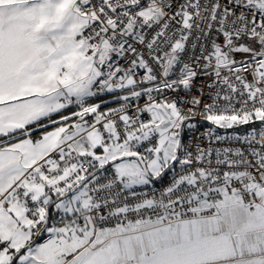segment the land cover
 <instances>
[{"label": "snow or ice", "instance_id": "snow-or-ice-1", "mask_svg": "<svg viewBox=\"0 0 264 264\" xmlns=\"http://www.w3.org/2000/svg\"><path fill=\"white\" fill-rule=\"evenodd\" d=\"M0 264H264V0H0Z\"/></svg>", "mask_w": 264, "mask_h": 264}, {"label": "built area", "instance_id": "built-area-1", "mask_svg": "<svg viewBox=\"0 0 264 264\" xmlns=\"http://www.w3.org/2000/svg\"><path fill=\"white\" fill-rule=\"evenodd\" d=\"M222 39V38H221ZM240 58V54L237 55V59ZM122 64H125L126 61H121ZM141 75H143V73H140ZM207 91V89H205V92ZM171 95V94H170ZM181 96H185V93L181 92L180 93ZM192 95H196L198 96L199 93L196 92L195 90H193L192 93L188 94V96L186 98H190ZM147 97H142L139 100H133L132 103L134 105L138 104L139 106H143L144 103L146 102ZM211 99L209 98L208 95H205L202 100H201V104L199 106H197V116L194 118L193 121H191L192 123H195L196 127L194 129H189L187 127L186 132H185V136H184V140H183V144L189 148V150L195 152V145L199 144L202 148H207L209 146H211L212 148H225V147H241L243 148L244 145L241 143H238L234 140H229V139H225L222 141H216L215 137L216 136H223V137H234L236 135H244L246 134L248 131L251 130V128H240V129H234V130H220V129H216L213 128L209 125H207L206 123H204L203 121H201V116H200V110L202 109L204 104L207 103H211ZM118 107V104L116 103L115 105L109 107V108H115ZM238 107V105H237ZM105 109H102L101 111H104ZM142 118L144 120H147L149 118L147 113L142 114ZM259 127V126H257ZM209 130H211V136L205 135V133L209 132ZM147 146V145H145ZM141 151H143V149H141ZM213 159V163L215 162V154L213 153L212 156ZM176 171H179V168L177 167ZM173 175V173L170 171L168 172V174L155 185V188L159 189L163 184H167L168 181L170 180L171 176ZM138 191L140 189H137Z\"/></svg>", "mask_w": 264, "mask_h": 264}, {"label": "trees", "instance_id": "trees-1", "mask_svg": "<svg viewBox=\"0 0 264 264\" xmlns=\"http://www.w3.org/2000/svg\"><path fill=\"white\" fill-rule=\"evenodd\" d=\"M120 94V92H116L115 94ZM115 94H101V99L105 102L104 103V106H102V108H101V110L102 109H105V108H109V107H111V106H113V105H115L116 103H117V100L116 99H114L113 98V95H115ZM88 102L89 103H95V102H98L97 101V99L96 98H88ZM76 109L74 108V107H69V109H68V111L69 112H71V111H75ZM55 118V117H54ZM44 123H45V130L46 129H49V128H52V126L51 125H48L47 124V121H44ZM254 126H259V124L257 123L256 125H254ZM252 126H244L243 127V129H245V128H251ZM185 132H186V129H184V135H183V140H184V136H185ZM41 132H40V130L39 129H35V135H38V134H40ZM53 215H55V214H53Z\"/></svg>", "mask_w": 264, "mask_h": 264}, {"label": "water", "instance_id": "water-1", "mask_svg": "<svg viewBox=\"0 0 264 264\" xmlns=\"http://www.w3.org/2000/svg\"><path fill=\"white\" fill-rule=\"evenodd\" d=\"M201 121H203L204 123H206L207 125L213 127V128H216V129H220V130H234V129H240V128H243L244 126H250V125H244V126H234L233 128H221L219 126H215V125H212L210 122L202 119V117L200 118ZM258 123V122H257ZM183 135H184V129L182 131V141H183Z\"/></svg>", "mask_w": 264, "mask_h": 264}, {"label": "crops", "instance_id": "crops-1", "mask_svg": "<svg viewBox=\"0 0 264 264\" xmlns=\"http://www.w3.org/2000/svg\"><path fill=\"white\" fill-rule=\"evenodd\" d=\"M122 94H123V93L115 94V96L118 97L119 95H122ZM113 96H114V95H113ZM49 129H50V128H49ZM40 134H41V133H40ZM40 134H38V135H34L33 138L40 136ZM42 235H43V234H42Z\"/></svg>", "mask_w": 264, "mask_h": 264}, {"label": "rangeland", "instance_id": "rangeland-1", "mask_svg": "<svg viewBox=\"0 0 264 264\" xmlns=\"http://www.w3.org/2000/svg\"><path fill=\"white\" fill-rule=\"evenodd\" d=\"M119 94V93H118ZM184 129H187V126H185V128ZM52 130V128H50V129H46V131H51ZM36 138V137H35ZM35 138H33V139H35Z\"/></svg>", "mask_w": 264, "mask_h": 264}]
</instances>
